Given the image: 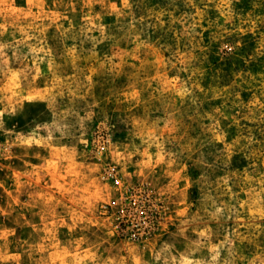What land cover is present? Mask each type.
I'll list each match as a JSON object with an SVG mask.
<instances>
[{"label": "rangeland", "instance_id": "obj_1", "mask_svg": "<svg viewBox=\"0 0 264 264\" xmlns=\"http://www.w3.org/2000/svg\"><path fill=\"white\" fill-rule=\"evenodd\" d=\"M0 264H264V0H0Z\"/></svg>", "mask_w": 264, "mask_h": 264}]
</instances>
